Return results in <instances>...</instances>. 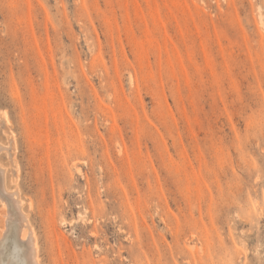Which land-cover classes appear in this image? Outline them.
<instances>
[{"label":"rangeland","instance_id":"1","mask_svg":"<svg viewBox=\"0 0 264 264\" xmlns=\"http://www.w3.org/2000/svg\"><path fill=\"white\" fill-rule=\"evenodd\" d=\"M0 111L39 264H264V0H0Z\"/></svg>","mask_w":264,"mask_h":264},{"label":"bare ground","instance_id":"2","mask_svg":"<svg viewBox=\"0 0 264 264\" xmlns=\"http://www.w3.org/2000/svg\"><path fill=\"white\" fill-rule=\"evenodd\" d=\"M0 121H2L3 123L7 122L4 112L1 111ZM6 136H9V138L11 137L9 133ZM11 142L12 139H9V144L7 147L6 145L0 144V151H5L7 153L9 152L8 154L11 156L15 151L14 147L12 146L13 143ZM2 169L0 168V202L4 207V211L2 214H0L1 216H3V229L1 233L4 234L7 228L9 233H7V235H11V238L13 239V241H15L14 244L19 243V245L22 246V251L20 253H17L18 257L21 259L18 264H39L36 236L33 229L31 228V225L29 224L27 216L22 211V202L18 197L17 191H8V189L5 187L4 171ZM12 220L13 222H10ZM14 257L17 258V255L13 256V259H15Z\"/></svg>","mask_w":264,"mask_h":264}]
</instances>
